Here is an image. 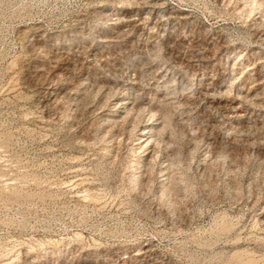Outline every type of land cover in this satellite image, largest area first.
<instances>
[{"label": "rangeland", "instance_id": "374dc122", "mask_svg": "<svg viewBox=\"0 0 264 264\" xmlns=\"http://www.w3.org/2000/svg\"><path fill=\"white\" fill-rule=\"evenodd\" d=\"M0 264H264V0H0Z\"/></svg>", "mask_w": 264, "mask_h": 264}]
</instances>
